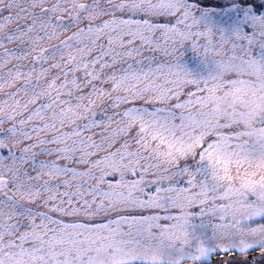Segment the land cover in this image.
Segmentation results:
<instances>
[{
  "label": "snow or ice",
  "instance_id": "snow-or-ice-1",
  "mask_svg": "<svg viewBox=\"0 0 264 264\" xmlns=\"http://www.w3.org/2000/svg\"><path fill=\"white\" fill-rule=\"evenodd\" d=\"M217 254L264 264V0H0V264Z\"/></svg>",
  "mask_w": 264,
  "mask_h": 264
},
{
  "label": "rangeland",
  "instance_id": "rangeland-1",
  "mask_svg": "<svg viewBox=\"0 0 264 264\" xmlns=\"http://www.w3.org/2000/svg\"><path fill=\"white\" fill-rule=\"evenodd\" d=\"M216 11H219L218 9ZM184 62L187 64L189 68H191L194 72L199 73L204 70L203 65L200 61V59L193 55V53L190 50H186L185 56H184ZM250 255H253L251 258L249 257V260H251L253 257L256 256V253L253 252ZM240 257L235 256H228V255H222L217 254L213 257L212 264H239Z\"/></svg>",
  "mask_w": 264,
  "mask_h": 264
},
{
  "label": "trees",
  "instance_id": "trees-1",
  "mask_svg": "<svg viewBox=\"0 0 264 264\" xmlns=\"http://www.w3.org/2000/svg\"><path fill=\"white\" fill-rule=\"evenodd\" d=\"M250 256L252 257L253 255H250ZM250 256H249V257H250ZM251 257H250V258H251Z\"/></svg>",
  "mask_w": 264,
  "mask_h": 264
}]
</instances>
